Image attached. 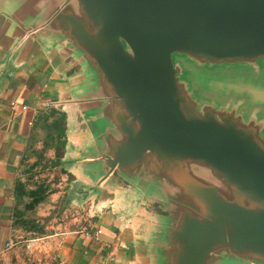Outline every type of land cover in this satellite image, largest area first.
<instances>
[{
  "label": "water",
  "instance_id": "95a60500",
  "mask_svg": "<svg viewBox=\"0 0 264 264\" xmlns=\"http://www.w3.org/2000/svg\"><path fill=\"white\" fill-rule=\"evenodd\" d=\"M67 58L79 200L137 225L134 264H264V0H0V75Z\"/></svg>",
  "mask_w": 264,
  "mask_h": 264
},
{
  "label": "crops",
  "instance_id": "0c3cea01",
  "mask_svg": "<svg viewBox=\"0 0 264 264\" xmlns=\"http://www.w3.org/2000/svg\"><path fill=\"white\" fill-rule=\"evenodd\" d=\"M2 66L0 54V69ZM70 73L67 58L52 51H38L0 75V264H134L138 261L137 225L124 215L121 210L124 206L114 200L94 203L89 198L91 218L78 227L30 235L36 232L25 231L13 222L15 206H22V199L18 203L16 182L28 180L27 168L42 147V131L33 128L37 110L44 108L46 102L51 104L64 98ZM55 106L67 114L64 160L68 145L76 140L70 132L66 104ZM63 167L74 175V180L81 179L64 161ZM26 186L33 187L28 183ZM92 227L101 229L99 239L84 236V230Z\"/></svg>",
  "mask_w": 264,
  "mask_h": 264
},
{
  "label": "rangeland",
  "instance_id": "374dc122",
  "mask_svg": "<svg viewBox=\"0 0 264 264\" xmlns=\"http://www.w3.org/2000/svg\"><path fill=\"white\" fill-rule=\"evenodd\" d=\"M45 152L46 158H42L39 164L30 171L26 183L34 186L37 182L44 181L51 188H56V190L46 196L40 207L29 210L27 216L36 220L42 226L45 233L51 230L85 225L84 223L89 222L91 218L89 213V198L82 201L76 197V179L74 180L68 171L62 170L60 166L50 165L49 158L54 156L53 149H47ZM45 161L46 164L43 163ZM37 234L41 233L30 232V235Z\"/></svg>",
  "mask_w": 264,
  "mask_h": 264
},
{
  "label": "trees",
  "instance_id": "16d2710c",
  "mask_svg": "<svg viewBox=\"0 0 264 264\" xmlns=\"http://www.w3.org/2000/svg\"><path fill=\"white\" fill-rule=\"evenodd\" d=\"M33 128H39L43 133L41 138L42 147L37 153V157L29 164L27 170L31 171L39 164L42 158L45 159L44 151L51 148L54 151V156L49 158L50 165L60 166L62 170L67 172L68 170L63 167V155L66 151L67 144L66 112L58 106L48 104L44 108L37 110L33 121ZM43 163L46 164V161ZM68 173L74 178V175L70 171ZM15 189L19 197L18 203L22 199V206L19 207L18 204L15 206V218L13 222L21 225L27 231L45 232L36 220L27 216V212L33 210L38 203L42 202L56 188H51L44 181L37 182L33 187H27L25 181L18 179Z\"/></svg>",
  "mask_w": 264,
  "mask_h": 264
},
{
  "label": "built area",
  "instance_id": "2783aa9c",
  "mask_svg": "<svg viewBox=\"0 0 264 264\" xmlns=\"http://www.w3.org/2000/svg\"><path fill=\"white\" fill-rule=\"evenodd\" d=\"M12 104H15V102H12ZM45 105H48V102H46ZM22 107L25 106L23 105ZM83 234L85 237H88L90 239H99L101 229L99 227H92L90 229L84 230Z\"/></svg>",
  "mask_w": 264,
  "mask_h": 264
}]
</instances>
